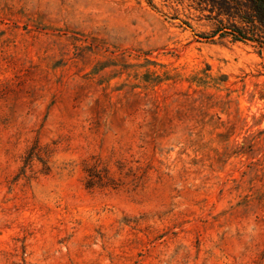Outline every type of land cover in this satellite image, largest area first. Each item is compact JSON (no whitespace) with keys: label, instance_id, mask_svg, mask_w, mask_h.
<instances>
[{"label":"rangeland","instance_id":"1","mask_svg":"<svg viewBox=\"0 0 264 264\" xmlns=\"http://www.w3.org/2000/svg\"><path fill=\"white\" fill-rule=\"evenodd\" d=\"M0 264H264L249 0H0Z\"/></svg>","mask_w":264,"mask_h":264},{"label":"trees","instance_id":"2","mask_svg":"<svg viewBox=\"0 0 264 264\" xmlns=\"http://www.w3.org/2000/svg\"><path fill=\"white\" fill-rule=\"evenodd\" d=\"M252 4V8L259 15L260 22L264 24V0H249ZM90 179L87 183V188L92 187V182H94L95 178L101 180L99 176V172L94 170L93 172H89Z\"/></svg>","mask_w":264,"mask_h":264}]
</instances>
